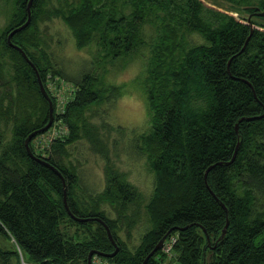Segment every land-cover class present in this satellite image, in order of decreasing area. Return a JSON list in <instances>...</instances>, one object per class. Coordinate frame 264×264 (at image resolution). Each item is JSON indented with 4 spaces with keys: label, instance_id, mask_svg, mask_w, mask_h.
I'll return each instance as SVG.
<instances>
[{
    "label": "trees",
    "instance_id": "obj_1",
    "mask_svg": "<svg viewBox=\"0 0 264 264\" xmlns=\"http://www.w3.org/2000/svg\"><path fill=\"white\" fill-rule=\"evenodd\" d=\"M29 1L16 0L0 32V264H88L92 251L100 255L91 264L95 258L143 264L160 241L172 237L175 264H264V25H256L264 19L258 15L264 0H59L56 9L77 46L97 41L112 61L145 44L147 23L157 29L146 79L150 128L140 137L155 175L146 206L152 227L134 250L119 231L140 201L137 188L109 165L105 191L87 202L77 198V167L65 163L69 147L87 132L86 112L118 96L120 88L104 86L90 73L73 79L58 69L40 42L46 0L32 1L30 25L11 38L33 65L12 47L8 36L26 23ZM54 79L74 89L60 113L49 87ZM39 80L52 99L54 120L68 128L48 150L38 152L33 143L52 126L30 141L44 162L31 158L26 147L50 119ZM90 138L97 146V137ZM48 165L64 178L72 215L91 220L69 214L63 179ZM103 203L114 207L116 218ZM67 221L77 227L73 235ZM101 222L119 247L113 257L101 256L115 251ZM162 250L146 264L166 262Z\"/></svg>",
    "mask_w": 264,
    "mask_h": 264
},
{
    "label": "rangeland",
    "instance_id": "obj_2",
    "mask_svg": "<svg viewBox=\"0 0 264 264\" xmlns=\"http://www.w3.org/2000/svg\"><path fill=\"white\" fill-rule=\"evenodd\" d=\"M46 1L45 15L39 23L40 42L58 69L73 79L90 73L96 76L102 85H115L120 88L121 93L118 96L107 98L86 112V122L89 125L85 128L87 132L81 131V139L69 147L71 155L65 163L77 167L80 176V188L76 190L77 198L87 202H92V199L105 191L106 169L109 165L124 173L126 180L137 188L141 195L140 201L128 210L129 219H123L119 231L128 248L134 250L143 235L152 227L146 206L154 192L155 175L149 168L146 155L140 149V137L150 128L146 79L149 75L151 47L156 41L157 29L154 24L147 23L142 31L145 44L131 57L112 61L105 58L97 41L80 49L71 30L58 14L56 7L60 6L59 0ZM203 1L207 3L206 0ZM15 2L16 0H0V32L11 20ZM222 10L239 18L235 11ZM261 24L264 25V19H256V25ZM195 39L200 41L201 37L196 36ZM5 58L9 62L7 70H12L10 58ZM50 81L49 87L55 98L57 111L60 113L59 107L63 112V106L73 95V86L56 79ZM4 82L5 80L1 79L0 84ZM0 91H4L2 86ZM1 127L4 128L0 123ZM54 133L68 134V128L62 119L54 120L51 130L35 139V149L38 152L48 150L54 136L51 135ZM94 135L97 137V146L90 138ZM101 208L109 217H117L114 207L110 204L103 203ZM65 225L69 227L70 235L77 230V227L68 221ZM174 256L173 253L171 258L169 257L170 260H173ZM104 264L109 263L104 261Z\"/></svg>",
    "mask_w": 264,
    "mask_h": 264
},
{
    "label": "water",
    "instance_id": "obj_3",
    "mask_svg": "<svg viewBox=\"0 0 264 264\" xmlns=\"http://www.w3.org/2000/svg\"><path fill=\"white\" fill-rule=\"evenodd\" d=\"M32 1H33V0H30V1H29V5H28V19H27L26 23H25L24 25H22L21 27H19L18 29H16V30H14L13 32H11L10 35L8 36V43H9L12 47L18 49V50L23 54V56L25 57V59H26L30 64H32V63L28 60V58H27L26 54L23 52V50H21L19 47H17V46H15V45L12 44V42H11V38H12V36H13L15 33L19 32L20 30H22V29H24V28H26L27 26L30 25V23H31V5H32ZM258 15H260V16H264V12H263V13H259ZM249 20H251V17L249 18ZM32 65H33V64H32ZM39 84H40V88H41L42 93L44 94V96L46 97V99H47L48 102H49V116H50V119H49L48 124H47L43 129H41L40 131H38V132H36V133L31 134V135L28 137V139H27V141H26V147H27V151H28V153H29V155H30L31 158L44 162L42 159L37 158V157L33 154L32 150H31V148H30V146H29V143H30V141L33 139V137H35L38 133H44V132H46L47 130H49V129L51 128L52 124H53V121H54V107H53L52 99L50 98L49 94L47 93V91H46V89H45V87H44V85H43V83H42L41 80H39ZM48 166H49L50 168H52L54 171H56L57 174L63 179V182H64V204H65V206H66V208H67L69 214H70L75 220L80 221V222L91 220V219H81V218H77V217H75V216L72 215V213H71L70 210H69V206H68V201H67V189H66V185H65L64 178H63L62 174H61V173H60L55 167H53V166H51V165H48ZM94 220L101 221V220H99V219H94ZM101 223H103V222H101ZM103 225H105V223H103ZM105 227H106V230H107V233H108L109 239H110V240L112 241V243L115 245V251H114L113 253H111V254H101V256H103V257H113V256H115V255L118 253V251H119V247H118V245L115 243V241H114V239H113V236H112V233H111L109 227L106 226V225H105ZM227 228H228V222H227V224H226V226H225V228H224V230H223V233H222L221 238H223V237L226 235ZM164 241H165V239H163L162 241H160V243H159V244L155 247V249L149 254V256L146 258V260L144 261L143 264H146L147 260H148L150 257H152L156 252H158V251L162 248ZM208 241H209V243H210V240H209V239H208ZM95 254L98 255L99 253H97L96 251H92V252H90L89 257H88V264H91V259H92L93 255H95ZM99 255H100V254H99Z\"/></svg>",
    "mask_w": 264,
    "mask_h": 264
},
{
    "label": "built area",
    "instance_id": "obj_4",
    "mask_svg": "<svg viewBox=\"0 0 264 264\" xmlns=\"http://www.w3.org/2000/svg\"><path fill=\"white\" fill-rule=\"evenodd\" d=\"M59 108V107H58ZM59 110H60V108H59ZM54 135V136H53ZM51 136H53V138H52V141H54V140H56V138H58L59 137V135L57 134V133H54V134H52ZM52 141H50V144H51V142ZM175 242H176V238L175 237H172L168 242H165L164 244H163V253L167 256V258H168V260L169 261H166V262H164L163 264H175L174 262H172L171 260H170V258H171V256H172V251H173V245L175 244ZM170 257V258H169ZM93 264H104V261H102V260H94L93 261Z\"/></svg>",
    "mask_w": 264,
    "mask_h": 264
},
{
    "label": "bare ground",
    "instance_id": "obj_5",
    "mask_svg": "<svg viewBox=\"0 0 264 264\" xmlns=\"http://www.w3.org/2000/svg\"><path fill=\"white\" fill-rule=\"evenodd\" d=\"M163 248V247H162Z\"/></svg>",
    "mask_w": 264,
    "mask_h": 264
}]
</instances>
